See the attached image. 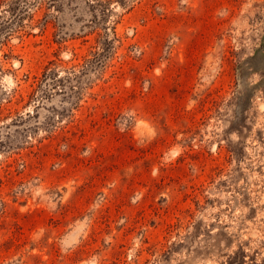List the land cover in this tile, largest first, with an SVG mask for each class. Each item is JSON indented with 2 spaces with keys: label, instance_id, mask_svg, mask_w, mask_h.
<instances>
[{
  "label": "rangeland",
  "instance_id": "1",
  "mask_svg": "<svg viewBox=\"0 0 264 264\" xmlns=\"http://www.w3.org/2000/svg\"><path fill=\"white\" fill-rule=\"evenodd\" d=\"M0 264H264V0H0Z\"/></svg>",
  "mask_w": 264,
  "mask_h": 264
}]
</instances>
